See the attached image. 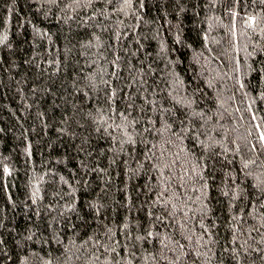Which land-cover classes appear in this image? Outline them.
<instances>
[{
    "label": "trees",
    "instance_id": "16d2710c",
    "mask_svg": "<svg viewBox=\"0 0 264 264\" xmlns=\"http://www.w3.org/2000/svg\"><path fill=\"white\" fill-rule=\"evenodd\" d=\"M264 0H0V264H264Z\"/></svg>",
    "mask_w": 264,
    "mask_h": 264
},
{
    "label": "snow or ice",
    "instance_id": "6c2138e0",
    "mask_svg": "<svg viewBox=\"0 0 264 264\" xmlns=\"http://www.w3.org/2000/svg\"><path fill=\"white\" fill-rule=\"evenodd\" d=\"M262 139H264V137H262Z\"/></svg>",
    "mask_w": 264,
    "mask_h": 264
}]
</instances>
